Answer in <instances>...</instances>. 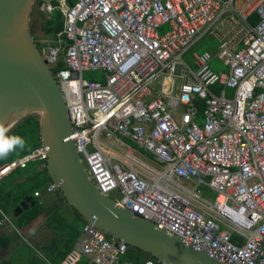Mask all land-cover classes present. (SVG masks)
I'll use <instances>...</instances> for the list:
<instances>
[{"label":"built area","instance_id":"obj_1","mask_svg":"<svg viewBox=\"0 0 264 264\" xmlns=\"http://www.w3.org/2000/svg\"><path fill=\"white\" fill-rule=\"evenodd\" d=\"M37 4L63 16L56 43L46 41L40 53L55 69L69 138L96 188L224 264H264V0ZM206 37L214 49L193 50L186 61L183 55ZM214 60L226 69L213 70ZM98 70L102 80L82 76ZM46 150L40 140L0 176L45 158ZM57 188L50 181L33 195ZM1 214L0 225L13 226ZM126 250L85 222L56 264H76L81 256L133 264L121 261ZM140 264L162 263L147 257Z\"/></svg>","mask_w":264,"mask_h":264},{"label":"water","instance_id":"obj_2","mask_svg":"<svg viewBox=\"0 0 264 264\" xmlns=\"http://www.w3.org/2000/svg\"><path fill=\"white\" fill-rule=\"evenodd\" d=\"M34 1L0 0V123L9 129L26 114L38 115L40 140L47 147L45 166L51 181L58 184V195L83 220L108 236L162 264H224L194 249L179 235L118 206L88 177L69 138L73 128L62 92L31 34ZM34 203L31 195L25 196L14 207L13 215Z\"/></svg>","mask_w":264,"mask_h":264},{"label":"trees","instance_id":"obj_3","mask_svg":"<svg viewBox=\"0 0 264 264\" xmlns=\"http://www.w3.org/2000/svg\"><path fill=\"white\" fill-rule=\"evenodd\" d=\"M35 1L37 3L41 2V0ZM67 1L69 3L74 2V0ZM40 28L44 32V40L56 43V35L63 28V16L61 12L59 10H55L52 14L47 15L40 23ZM35 41L38 49L41 50V47L45 43H41L40 39ZM58 67H63L61 60L58 62ZM50 70L52 73H55V69L53 67H51ZM197 104L201 108V102L197 101ZM6 135H18L22 137L26 141V147L23 150L17 148L6 157L0 158V169L11 161L30 153L39 145L40 134L38 115L35 113L26 114L8 129ZM42 162H45V158L37 157L28 161L25 166H16L0 176V218L2 216L1 212L12 216L14 225L20 229L27 226L40 215H43L44 220L42 225L49 228L52 234L50 238L42 246H40V250L41 253L48 259L54 263H58L74 246L77 238L80 236L85 220H83L73 209H71L73 213V219L71 221H68L66 217L61 214L59 207L64 202L62 197L58 195L57 191L53 193L54 200L49 204H45L43 197H34L33 192L35 190H43L51 181L47 173L46 166L41 165ZM27 195H31L35 200V203L23 210L17 216H13L14 207L18 205L19 202ZM9 240V237L6 234L0 233V248L8 243ZM26 248L29 250L27 252L30 253L26 254V251L23 253L24 258L27 255V258L24 260V264H45V262H43L38 255L34 253L32 246L27 245ZM138 253H141V251L127 246V250L121 257V261L129 260L132 261L133 264H137L138 261L136 258L138 257ZM145 254L148 258L156 260L150 254ZM76 264L94 263L89 262V258L87 256H81Z\"/></svg>","mask_w":264,"mask_h":264},{"label":"rangeland","instance_id":"obj_4","mask_svg":"<svg viewBox=\"0 0 264 264\" xmlns=\"http://www.w3.org/2000/svg\"><path fill=\"white\" fill-rule=\"evenodd\" d=\"M38 4H37V2L36 1H34V4H33V6H32V9H31V14H30V25L32 26V28H33V30H34V33H33V39L34 40H38V39H43L44 40V32L42 31V29L40 28V23L46 18V16H47V14L46 13H44V12H42V11H40L39 9H38ZM167 30V26L165 25V26H163L162 28H160L159 29V32L160 33H162V32H164V31H166ZM204 40H206V42L205 43H201V44H196V45H194L192 48H190L184 55H183V58L186 60V61H188L189 63H191V61H192V55H191V52L193 51V50H196L197 52H202V51H204V50H206V49H208V47L210 46V45H213V42L211 41V40H209L207 37L204 39ZM47 41V40H46ZM211 68L213 69V70H218V69H225V65L222 63V61H220V60H214V61H212L211 62ZM82 76L85 78V79H96V80H102V78H103V73H102V71H100V70H98V71H83L82 72ZM178 84H179V81H177V84H176V87H175V92H177V87H178ZM155 87L156 86H158V83H157V81H155L154 82V84H153ZM229 91H231V90H228V92ZM137 156H138V158L139 159H141V160H143V161H146V162H148V163H150V164H152V165H154V166H156L157 167V164H155L154 162H152L149 158H148V156H146V155H144V154H142V153H138L137 154ZM202 190H204V189H202ZM207 194H209V195H212V192L211 191H209V190H206L205 191ZM53 198V197H52ZM59 211L61 212V214H63L65 217H66V219L67 220H69L70 218H71V209L67 206V205H60V207H59ZM35 220V219H34ZM40 218H38V220L37 221H35L34 223H32L31 225L32 226H34V225H36V224H38V222L40 223ZM39 227V229H36L34 232H35V235L37 234L38 235V233L40 232V236L41 237H43L42 239L44 240V239H49L50 238V236H51V230H49L48 228H46V229H48L46 232H42L41 230L43 229V228H41V226L40 225H38ZM45 228V227H44ZM24 233H26V232H24ZM20 235V237H23V236H26V238L24 237V239H30V242H29V240H28V242H27V244H30V246H32V247H34V249L37 251V253L39 252H41V250H40V246L38 245V243H36V239H35V236L33 237V235L34 234H30V235H26V234H19ZM16 241H18V240H16ZM24 246H25V244H24ZM14 248H16L17 249V247H15V246H13ZM19 249V248H18ZM20 250V249H19ZM147 257V255L145 254V253H143V252H141V253H138V257L136 258V260L139 262H137V264H140L142 261H143V259H145Z\"/></svg>","mask_w":264,"mask_h":264},{"label":"crops","instance_id":"obj_5","mask_svg":"<svg viewBox=\"0 0 264 264\" xmlns=\"http://www.w3.org/2000/svg\"><path fill=\"white\" fill-rule=\"evenodd\" d=\"M42 40L43 39H40V42ZM214 45L215 44L213 42V45H210L208 48L214 49ZM225 69H226V67H225ZM225 69H222V70H225ZM218 70H221V69H218ZM227 93H228V95H230L231 92L230 91L229 92L227 91ZM51 197L54 198L53 195H44L43 196V200H44L45 204H49L51 201L54 200ZM62 204L64 205V203H62ZM6 215H8V214H6ZM8 217L11 219V222H12V225L13 226H11L9 223H4V224L0 225V233L6 234L9 237V239H10L8 243H6L3 247L0 248V264H24V260H25V258H27V255L24 258V254L23 253L25 251H26V254H29L30 253V252H27L29 250H28V248H26L27 245H30V244H27L28 240L30 242V239H28V240L27 239H24V237L26 238V236L20 237L19 234L20 233L21 234L23 233V234H26V235L34 234L33 237L35 236V239L37 240L36 243H38L39 246H42L48 239L47 240L46 239L43 240L42 239L43 237L40 236V232L38 233V235L37 234L35 235V232L34 231L36 229H39L38 228L39 227L38 225H40L41 228H43L41 230L42 232H46L49 228L46 229L47 227H45V226L42 225V222L44 220V216L43 215H40L35 220H33L32 222H30L27 226H25L23 228H20V229H18L14 225L13 220H12V216L8 215ZM38 218L41 219L40 220V223L38 222V224L32 226L31 224L34 223L35 221H37ZM72 219H73V213L71 211V218L68 221H71ZM24 232H26V233H24ZM16 240H18V241H16ZM24 244H25V246H24ZM13 246L17 247V249L14 248ZM33 250H34V253H36L38 255V257L43 262H45V264H46V262L54 263L53 261H51L50 259H48L44 254H42L41 252L40 253L39 252L37 253V251L34 249V247H33ZM54 264H56V263H54Z\"/></svg>","mask_w":264,"mask_h":264},{"label":"clouds","instance_id":"obj_6","mask_svg":"<svg viewBox=\"0 0 264 264\" xmlns=\"http://www.w3.org/2000/svg\"><path fill=\"white\" fill-rule=\"evenodd\" d=\"M7 132L8 129L2 123H0V158L6 157L9 153L15 151L17 148L23 150L26 147V141L22 137L18 135L8 136L6 135ZM53 193L50 195H53ZM44 195H42V197Z\"/></svg>","mask_w":264,"mask_h":264},{"label":"flooded vegetation","instance_id":"obj_7","mask_svg":"<svg viewBox=\"0 0 264 264\" xmlns=\"http://www.w3.org/2000/svg\"><path fill=\"white\" fill-rule=\"evenodd\" d=\"M30 26H31V25H30ZM31 29H32V35H33V33H34V30H33L32 26H31Z\"/></svg>","mask_w":264,"mask_h":264},{"label":"bare ground","instance_id":"obj_8","mask_svg":"<svg viewBox=\"0 0 264 264\" xmlns=\"http://www.w3.org/2000/svg\"><path fill=\"white\" fill-rule=\"evenodd\" d=\"M168 84H166V86H167Z\"/></svg>","mask_w":264,"mask_h":264}]
</instances>
